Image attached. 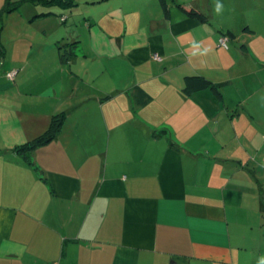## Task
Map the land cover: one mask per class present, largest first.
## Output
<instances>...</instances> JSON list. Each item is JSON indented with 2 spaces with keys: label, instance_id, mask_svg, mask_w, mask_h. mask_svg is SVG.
Returning a JSON list of instances; mask_svg holds the SVG:
<instances>
[{
  "label": "crops",
  "instance_id": "0c3cea01",
  "mask_svg": "<svg viewBox=\"0 0 264 264\" xmlns=\"http://www.w3.org/2000/svg\"><path fill=\"white\" fill-rule=\"evenodd\" d=\"M214 2L166 0L165 12L159 0H79L68 13L24 0L0 14V264L264 258V117L253 105L264 68L226 63L236 54L216 41L236 31L213 22ZM10 22L22 33L3 40ZM72 42L61 59L57 46ZM187 76L220 97L185 93ZM59 112V134L28 165L14 148Z\"/></svg>",
  "mask_w": 264,
  "mask_h": 264
},
{
  "label": "rangeland",
  "instance_id": "374dc122",
  "mask_svg": "<svg viewBox=\"0 0 264 264\" xmlns=\"http://www.w3.org/2000/svg\"><path fill=\"white\" fill-rule=\"evenodd\" d=\"M214 1L215 5L212 7L213 22L217 24L222 23L224 24V27H228V29H233L236 31V33H240V30L243 33L242 38L238 36L235 42H229V46L227 44L228 41L226 42V47L216 44V49H222L225 51H228L230 49L234 52V54H236L234 56L228 57V61L226 63H229L230 68H264V0ZM218 3L223 5L222 10L219 13L216 12V6ZM3 13L5 12L3 11ZM5 20L6 19L4 17L3 21L6 23ZM16 27L17 22H10L8 28L3 31V40L15 38L14 36H19L22 32H17ZM245 27L248 30H243ZM39 39L40 36L37 35L34 41L39 43ZM241 45L244 46L241 47ZM232 46L233 48L239 51H234ZM31 53L34 54L36 53V51L34 49H32V52L26 51V53L22 56L29 59L31 57ZM93 58L94 57H89L87 59L89 67L91 66V64H93ZM160 60L161 57L159 56V59L157 61L161 62ZM26 62H28V60H25V63ZM71 67L73 68V66ZM63 68L70 67H66L63 65ZM84 70L86 69H82V71L78 72V74L81 75ZM233 75L234 74L232 73L231 76ZM14 76H16V72L14 73ZM7 78L10 81L14 80V78L10 79L8 76ZM255 83L256 85H258L260 82L258 84L257 82ZM226 88L231 89L230 85L223 86V89ZM258 89L259 92H264V85H262ZM251 102L252 98L248 100L246 106L249 107ZM253 105L258 110L259 116L264 117V99H260L254 102Z\"/></svg>",
  "mask_w": 264,
  "mask_h": 264
},
{
  "label": "trees",
  "instance_id": "16d2710c",
  "mask_svg": "<svg viewBox=\"0 0 264 264\" xmlns=\"http://www.w3.org/2000/svg\"><path fill=\"white\" fill-rule=\"evenodd\" d=\"M24 1V0H21ZM20 1V2H21ZM29 2L35 3V4H40L43 6H53L57 5L59 7H62L63 10L67 11L68 13L72 12V9L78 5L79 0H27ZM20 2L17 3H11L9 0H5V5L2 11L0 12H8L11 11L12 9H15ZM160 5L162 6L163 11H167L166 7V0H159ZM180 9L188 16L195 17L201 22H207V17L205 14H203L198 8L192 7V8H186L181 4H177ZM61 21H65V16H61ZM1 24V22H0ZM243 30H248L246 27ZM242 33V32H240ZM243 34V33H242ZM222 36H226L228 38V44L229 42H233L234 39L237 38V34L231 32L230 30L220 32L216 43L219 44V39ZM229 46V45H228ZM244 45H241L243 47ZM75 47L74 42L69 43V44H64V45H59L57 46L58 49H62L60 57L61 59H66L69 60L71 58V55L74 54L72 48ZM228 48V47H227ZM60 52V50H59ZM2 53V52H1ZM1 57V56H0ZM205 88H210L213 93L217 96L220 97V93L217 89V87L213 84H211L210 81L206 80L205 78L201 76H187L185 77L184 81V88L183 90L185 93H192L193 91L205 89ZM149 100V96L145 95L142 93V91H138V95L135 99V101L138 104L141 103H147ZM66 118V113L65 112H59L51 117L50 123L47 127V129L41 133L40 135L36 136L34 139L29 141L26 144L16 146L14 148L15 153L23 160L25 161L28 165H32V152L39 146L48 143L49 141L55 139L57 135L59 134L64 120Z\"/></svg>",
  "mask_w": 264,
  "mask_h": 264
},
{
  "label": "built area",
  "instance_id": "2783aa9c",
  "mask_svg": "<svg viewBox=\"0 0 264 264\" xmlns=\"http://www.w3.org/2000/svg\"><path fill=\"white\" fill-rule=\"evenodd\" d=\"M228 41V38L226 36H222L220 39H219V45L220 46H223V47H226V42ZM225 42V43H224ZM154 59H159V57L157 56H154ZM17 72L16 69L12 70V71H9L6 76H8L10 79H13L15 76H14V73Z\"/></svg>",
  "mask_w": 264,
  "mask_h": 264
},
{
  "label": "clouds",
  "instance_id": "9594fccd",
  "mask_svg": "<svg viewBox=\"0 0 264 264\" xmlns=\"http://www.w3.org/2000/svg\"><path fill=\"white\" fill-rule=\"evenodd\" d=\"M222 7H223V5L222 4H217V6H216V12L217 13H219L221 10H222ZM227 44H228V42H227ZM229 45V44H228ZM154 56H157V57H159L158 55H154ZM154 56H153V59H154ZM155 60H158V59H155ZM12 70V69H11ZM10 71V70H9ZM17 73V72H16ZM7 74V73H6ZM7 77V76H6ZM15 78V77H14ZM259 264H264V258H261L260 259V261H259Z\"/></svg>",
  "mask_w": 264,
  "mask_h": 264
}]
</instances>
